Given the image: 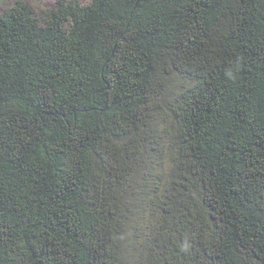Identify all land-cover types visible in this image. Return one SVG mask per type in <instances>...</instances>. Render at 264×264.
Listing matches in <instances>:
<instances>
[{"label": "trees", "instance_id": "obj_1", "mask_svg": "<svg viewBox=\"0 0 264 264\" xmlns=\"http://www.w3.org/2000/svg\"><path fill=\"white\" fill-rule=\"evenodd\" d=\"M0 264H264V0L3 10Z\"/></svg>", "mask_w": 264, "mask_h": 264}, {"label": "rangeland", "instance_id": "obj_2", "mask_svg": "<svg viewBox=\"0 0 264 264\" xmlns=\"http://www.w3.org/2000/svg\"><path fill=\"white\" fill-rule=\"evenodd\" d=\"M15 0H0V13L6 8L10 7ZM34 7L37 11L50 9L55 2V0H23ZM81 3L86 2V0H80Z\"/></svg>", "mask_w": 264, "mask_h": 264}]
</instances>
